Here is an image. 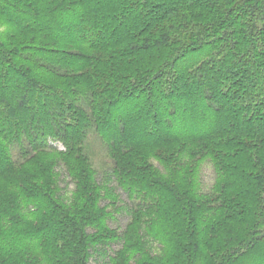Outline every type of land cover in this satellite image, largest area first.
<instances>
[{"label": "trees", "instance_id": "trees-1", "mask_svg": "<svg viewBox=\"0 0 264 264\" xmlns=\"http://www.w3.org/2000/svg\"><path fill=\"white\" fill-rule=\"evenodd\" d=\"M117 242L105 264H264V0H0V264Z\"/></svg>", "mask_w": 264, "mask_h": 264}, {"label": "rangeland", "instance_id": "rangeland-1", "mask_svg": "<svg viewBox=\"0 0 264 264\" xmlns=\"http://www.w3.org/2000/svg\"><path fill=\"white\" fill-rule=\"evenodd\" d=\"M59 150H63V146L60 143L54 142L52 143ZM86 152L91 160V163L95 170L97 171V179L102 180L105 178L107 173H110L112 169V161L107 155L106 146L100 141L99 137L93 131H89L86 141ZM13 158L16 160L17 149L12 148ZM57 171L60 174L59 178V187L61 189V194L64 197H69L70 193L73 191V183L70 178L67 176L63 167L59 166ZM214 171L212 165L209 162L203 164L200 172V180H201V190L203 192H208L211 188L214 181ZM121 202L118 203L117 207H120V210L117 212H113V218L109 220V226L111 228L118 229L119 231L123 230L125 225L129 221V215L126 212L127 200L123 195H120ZM120 247V243H113L108 247L104 248V251H100L99 254L94 255L91 259L90 264H105L108 261V257L113 254L115 250ZM102 252V253H101Z\"/></svg>", "mask_w": 264, "mask_h": 264}]
</instances>
